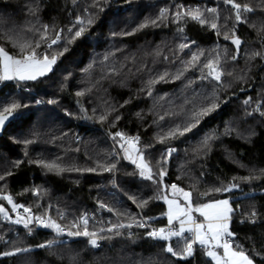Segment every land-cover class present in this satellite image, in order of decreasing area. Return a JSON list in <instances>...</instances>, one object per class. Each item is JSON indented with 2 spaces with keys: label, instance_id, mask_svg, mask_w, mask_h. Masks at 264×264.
<instances>
[{
  "label": "trees",
  "instance_id": "obj_1",
  "mask_svg": "<svg viewBox=\"0 0 264 264\" xmlns=\"http://www.w3.org/2000/svg\"><path fill=\"white\" fill-rule=\"evenodd\" d=\"M235 2L253 8L242 12L240 23L224 0H101L99 7H92L93 0H0V45L11 54L16 49L7 42L6 34L19 33L35 41L39 33L27 29L42 30V25L49 26L48 42L60 30L63 38L51 49L42 44L38 52L57 54L67 48L52 72L17 83L28 93L0 85V112L12 102L27 105L14 113L0 137V175L4 176L0 197L10 195L13 202L31 207L35 216L51 218L67 228L80 215L100 210V203L147 220L151 226H163L168 224L166 208L159 197L172 184L186 191L195 185L199 192H207L236 183L238 188L225 193L198 196L194 192V203L229 199L235 209L229 224L235 234L234 246L239 245L254 264H264V56L249 59L253 53H264V0ZM211 8L216 9L214 14L207 11ZM163 9L168 11L160 21ZM189 9H200L207 20L215 19L218 28L176 18L177 12ZM88 16L93 17V24L82 37L68 43L76 30L68 29L77 17L86 22ZM151 20H158L157 25L149 23L136 31ZM233 29L241 40L239 52L231 39H225L232 36ZM185 43L190 47L181 49ZM199 52L204 55L196 67L189 66L179 80L174 79L192 54ZM217 54L224 71L233 73L223 76L221 84L210 77L202 79L200 71ZM166 72L165 81L149 88L148 81ZM77 92L84 95L77 96ZM50 100L55 101L49 103L55 110L48 107L45 112L42 101ZM193 100L194 104L186 103ZM211 100L219 107L202 117L196 129L178 139L159 141L176 124L186 123L193 108L207 106ZM245 100L250 102L246 105ZM102 115L107 117L103 122ZM116 132L139 137L137 147L153 173L161 168L166 171L162 184L139 175L120 148L121 138H113ZM212 134L217 138L210 141V149L197 153L201 141ZM26 140L33 143L25 144ZM169 148L176 151L165 160ZM40 160H56L66 169L81 171L57 175L36 163ZM110 164H116V169L105 171L102 166ZM247 176L259 178L240 179ZM34 190L40 194L35 195ZM144 200L148 203L140 207ZM0 204L15 220L11 205L3 199ZM118 221L129 222L126 217L103 212L88 229H106ZM120 231L124 235L100 240V247L93 248L87 238L62 239L52 230H34L28 235L21 224L0 217V237L6 241L0 244V253L15 247L30 249L0 256V264H213L201 246L192 257L183 259L165 251L171 245L182 252L187 233L163 241L148 237V231L138 227ZM100 235L113 234L105 231ZM47 241L56 243L52 248L38 247Z\"/></svg>",
  "mask_w": 264,
  "mask_h": 264
},
{
  "label": "snow or ice",
  "instance_id": "obj_2",
  "mask_svg": "<svg viewBox=\"0 0 264 264\" xmlns=\"http://www.w3.org/2000/svg\"><path fill=\"white\" fill-rule=\"evenodd\" d=\"M107 2V0H104ZM101 0H93L92 7H99ZM225 4L231 5L235 10V20L237 23L242 22V12H252L253 8L249 7V5H241L240 3H236L235 0H224ZM103 10V8H101ZM87 11V9H85ZM167 9H163L160 12L159 20L162 21L166 18ZM210 13H215L216 9L211 8L207 9ZM177 19H182L187 17L192 21H196L201 25L210 24V27L213 30L218 28V24L215 19L209 21L204 17V13L201 12L200 9H189L184 12H177ZM94 22L92 16H88L85 22L84 18L77 17L75 24L72 28H69L68 31L72 32L73 28L76 30L72 34L71 38L67 41L68 43L73 42L74 40L82 37L84 33L87 31V28L91 26ZM149 23L153 26L157 25L158 20H151L149 22H145L136 29V31L143 29L149 25ZM27 31H34L39 33L38 40H30L20 35L19 33L6 34L5 39L11 46L16 49V54H11L3 45H0V82L4 81H35L40 77L46 76L48 73L52 72L53 67L56 65L59 56L63 55V52L67 51L65 47L63 51L57 54H50L47 51L38 52L37 49H40L42 44H46L47 49H51L53 45L58 44L61 39V31H57L54 38H50L49 41V26L42 25L41 29L32 28L27 29ZM133 33H123V35H131ZM219 34V33H217ZM225 39H231V42L236 47V51L239 52L241 40L238 36L235 35V30L233 29L232 36H225ZM194 43V42H193ZM190 47L189 44H181L180 48L185 49ZM159 55V53H158ZM203 52L193 53L190 60L185 62L184 70L178 71L174 79L179 80L181 76H183L184 71L188 69L189 66L196 67V65L200 62V57L203 56ZM257 56H264L262 52L253 53L249 59H254ZM233 60L237 59L236 55L231 57ZM107 59V57H105ZM167 59V57H165ZM91 67V66H90ZM207 70L206 74H204V70ZM202 72V79L211 78L216 81L217 84L222 83V77L232 76L233 73L225 72L221 67V57L217 54L215 57L207 59L205 63H203L200 68ZM168 73H164L159 76L158 79L148 81V86H151L160 81H165ZM191 84V82H189ZM151 91L148 92V95H151ZM84 95V92H77V96ZM40 101H37L39 103ZM250 100H245L244 103L247 105ZM48 103H55V101H48ZM186 103H195L193 101H186ZM21 107H27V105H21L16 102H12L3 108V111L0 112V128H3L5 122L13 116V114L19 110ZM219 107V103L215 100H211V102L207 106H199L195 107L190 112V117L188 121L184 124H176L173 128L169 129L165 136L159 138L160 142H165L166 139H178L186 135L187 133L192 132L194 129L198 127L201 122V118L209 115L213 111H215ZM259 111V107L257 108ZM251 114V113H249ZM178 115V114H177ZM264 115V113H262ZM107 117L100 116V120L103 122ZM119 119V117H117ZM161 120L164 119L163 116L160 117ZM115 137H120L121 140L125 141L128 147H125V143L120 144V148L125 152V158L129 159L139 170V175L149 181H153L157 184H162L163 177L166 175V171L161 168L158 173H153L152 167L150 163L146 160L145 154L142 150H140L137 145L139 144V137H125L123 133L116 132L114 134ZM217 137L212 134L206 136L202 141L200 146L195 150L197 153L210 149V141L216 139ZM25 144L33 143L32 140L24 141ZM175 148L167 149L165 154V160L167 157H170L173 152H175ZM19 163V162H18ZM40 166L46 168L49 172H55L57 175L62 174L65 171H81L80 169H66L56 160L52 161H36ZM105 171L111 172L116 169V164H110L106 166H102ZM86 171H95V169H86ZM264 172V170H261ZM159 179H156V177ZM257 176H247L241 177L240 179L244 181H251L253 179H258ZM4 176L0 175V180H3ZM171 189L173 190L174 196H181L183 203L177 199H168L167 196L159 197L163 198L168 205V212L166 213L168 224L170 227L166 233L164 228L155 229L153 228L151 231H148L146 235L153 239H159L163 241H168L171 237H182L187 233L188 235L185 237V246L182 252L175 251L171 245H167L165 251L170 253L174 257L178 258H188L192 257L194 253V246L199 245L205 250V255L214 262V264H254V260L247 254L244 250L240 248L239 245L234 246V233L230 231V221L232 219V214L235 209L232 207V204L229 199H213L206 203L196 204L193 200L194 192L198 196H209L214 193H225L229 192L234 188H238L239 185L236 183H231L226 187H214L209 189L207 192H199L195 185H193L192 190L186 191L183 188H180L176 184H172ZM163 191V188H161ZM35 195H39V190H34ZM0 199L6 200L9 205H11V211L16 213L17 218L15 220L9 215V210L6 209L2 204H0V217L3 219L11 221L14 224H23L25 228H29V225L34 221L38 224L46 228H52L57 234L65 233V228L57 223L55 220L49 218L47 221L43 217L35 216L32 212L31 207H27L22 204H17L13 202V199L10 195H4L0 197ZM130 200L133 203H137L135 197L130 196ZM148 203L147 200L140 201L139 206L143 207ZM101 208H106L108 212L113 213L118 218L126 217L129 222H117L110 223V226L105 228H100L97 230L90 231L88 229V218L81 217L80 222H73L71 227L75 228V231L71 229L66 231V235L69 237H86L87 243L91 245L93 248L100 247L98 241L105 239H112L114 237H119L124 235L120 229H131L133 227L138 228H149L150 224L147 220H141L137 217H133L128 215L127 213L120 212L119 210L114 209L113 207H109L104 203H100ZM18 209H23V213L27 215H22ZM198 213L200 217H203V221H198L193 213ZM256 213L253 211L251 216L254 217ZM61 218H63V213H61ZM174 221L179 222V227L176 228L173 224ZM29 231L31 229L29 228ZM107 231L108 233H112V236H102L100 233ZM131 238V234L129 235ZM56 241H47L46 243L38 245L39 248H52ZM219 250V251H218ZM30 251L28 248L15 247L12 251H6L0 253V256H14L19 253H25Z\"/></svg>",
  "mask_w": 264,
  "mask_h": 264
},
{
  "label": "built area",
  "instance_id": "obj_3",
  "mask_svg": "<svg viewBox=\"0 0 264 264\" xmlns=\"http://www.w3.org/2000/svg\"><path fill=\"white\" fill-rule=\"evenodd\" d=\"M3 84H9V85L15 87L18 91L23 90V91H25L26 93L29 92L27 89H23L22 87H20V85H18L17 82H16L15 80L0 82V85H3ZM42 103L46 106L45 112H47L48 107L51 108V109H53V110H55V108H54L51 104H49V103H47V102H44V101H42ZM65 116H67V115L65 114ZM122 143H125V141L122 140ZM125 144H126V143H125ZM113 150H114V156H115L117 159H119V153L117 152L116 149L113 148ZM99 208H100V210H98L97 212L84 213V214L80 215V216L76 219L75 222L79 223L81 217H87V218H88V225H89V224H91V223H95V222H96V219L101 215V213H103V212H104V213H109V212L107 211L106 208H101V207H99ZM18 211H19L22 215H27V214L23 213V209H18ZM13 216H14V219L17 218L16 213H14V212H13ZM142 220H144V219H142ZM197 220H198V219H197ZM45 221H47V220L45 219ZM198 221H200V220H198ZM88 225H87V226H88ZM21 226H22V228H24V230L27 231V234H28V235H30L31 232L34 231V230H42V231L52 230V231L54 232V235H55V236H57V237H59V238H62V239H78V238H86V237H69V236H67V235H66V231H67V230H69V229H71L72 231H75V230H76L75 228H72V227L67 228V227H64V226H63V227L65 228V230H66L65 233H63V234H57L52 228H46V227L42 226L41 224L36 223L35 221H34L32 224L29 225V228L31 229V231H29V228H25L23 224H21ZM61 226H62V225H61ZM174 226L177 228V227H178V224H175ZM170 227H172V226H170L169 224H166V225H163V226H151V225H150L149 228H141V229L146 230V231H151L153 228H155V229L164 228V229L168 230ZM1 243H2V244H3V243H6V241H5L3 238L0 237V244H1ZM98 243H99V245H100V242H99V241H98ZM196 247H197V245L194 246V252H195ZM98 248H99V247H98Z\"/></svg>",
  "mask_w": 264,
  "mask_h": 264
},
{
  "label": "rangeland",
  "instance_id": "obj_4",
  "mask_svg": "<svg viewBox=\"0 0 264 264\" xmlns=\"http://www.w3.org/2000/svg\"><path fill=\"white\" fill-rule=\"evenodd\" d=\"M41 78V77H40ZM39 79V78H38ZM17 83H28V82H32V81H17V80H15ZM165 196H167L168 197V199H177V200H179V201H181V203H183V200H182V197L181 196H174L173 195V190L171 189V187L167 190V192H166V194H165ZM164 203H165V208H166V213L168 212V205H167V203L165 202V200H164ZM193 216L196 218V219H200L201 220V222L203 221V217H200L199 216V214L198 213H193ZM166 220H167V222H168V219H167V215H166ZM173 224L175 225V224H178V227H179V222L178 221H174L173 222ZM177 227V228H178ZM197 246H199L198 244H197ZM219 251V250H218ZM208 259H210L209 257H208ZM211 260V259H210ZM212 263L214 264V262L212 261Z\"/></svg>",
  "mask_w": 264,
  "mask_h": 264
},
{
  "label": "water",
  "instance_id": "obj_5",
  "mask_svg": "<svg viewBox=\"0 0 264 264\" xmlns=\"http://www.w3.org/2000/svg\"><path fill=\"white\" fill-rule=\"evenodd\" d=\"M14 114L13 116H11L6 122L5 125L3 126V128H0V137L2 136L5 128L11 123V121L13 120Z\"/></svg>",
  "mask_w": 264,
  "mask_h": 264
},
{
  "label": "crops",
  "instance_id": "obj_6",
  "mask_svg": "<svg viewBox=\"0 0 264 264\" xmlns=\"http://www.w3.org/2000/svg\"><path fill=\"white\" fill-rule=\"evenodd\" d=\"M200 220V219H199ZM201 221V220H200ZM168 223V222H167ZM212 262V261H211Z\"/></svg>",
  "mask_w": 264,
  "mask_h": 264
}]
</instances>
